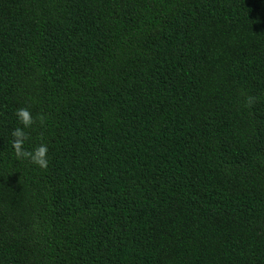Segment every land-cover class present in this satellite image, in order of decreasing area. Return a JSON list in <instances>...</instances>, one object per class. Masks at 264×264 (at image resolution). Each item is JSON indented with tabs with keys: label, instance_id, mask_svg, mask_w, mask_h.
Segmentation results:
<instances>
[{
	"label": "trees",
	"instance_id": "16d2710c",
	"mask_svg": "<svg viewBox=\"0 0 264 264\" xmlns=\"http://www.w3.org/2000/svg\"><path fill=\"white\" fill-rule=\"evenodd\" d=\"M0 264H264V0H0Z\"/></svg>",
	"mask_w": 264,
	"mask_h": 264
},
{
	"label": "clouds",
	"instance_id": "9594fccd",
	"mask_svg": "<svg viewBox=\"0 0 264 264\" xmlns=\"http://www.w3.org/2000/svg\"><path fill=\"white\" fill-rule=\"evenodd\" d=\"M247 100L254 103L255 98L247 97ZM15 115L22 125V127L15 128L11 133L13 137L12 147L16 158L29 160L37 167L47 169L49 164L47 144L41 143L31 151L24 148V144L29 138V133L25 129L32 128L36 120L28 108H18ZM37 119H39L41 125L45 123V117L43 115H38Z\"/></svg>",
	"mask_w": 264,
	"mask_h": 264
}]
</instances>
